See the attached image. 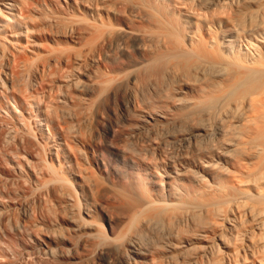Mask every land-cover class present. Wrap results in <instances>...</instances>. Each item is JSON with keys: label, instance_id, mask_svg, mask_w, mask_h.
Masks as SVG:
<instances>
[{"label": "bare ground", "instance_id": "1", "mask_svg": "<svg viewBox=\"0 0 264 264\" xmlns=\"http://www.w3.org/2000/svg\"><path fill=\"white\" fill-rule=\"evenodd\" d=\"M0 187V264H264V0H0Z\"/></svg>", "mask_w": 264, "mask_h": 264}, {"label": "rangeland", "instance_id": "2", "mask_svg": "<svg viewBox=\"0 0 264 264\" xmlns=\"http://www.w3.org/2000/svg\"><path fill=\"white\" fill-rule=\"evenodd\" d=\"M12 188L14 189L15 186H13ZM2 189L5 190L4 187H0V190H2ZM4 199H7V197H5ZM9 203H11V202H9ZM46 210H48V206H46V208L44 207V210L42 209L43 213H46ZM15 211H16V210H15ZM36 211H37V210H35V213H36ZM13 213H16V212L13 211L12 214H13ZM43 213H42V215H43ZM47 213H48V215L50 214L49 211H48ZM47 213H46V214H47ZM46 214H45V215H46ZM35 215L39 217V216L41 215V211H40V212L37 211V213H36ZM14 216H15V214H14ZM37 219H39V218H37ZM158 225H159V226H162L161 224H158ZM156 228L158 229V227H156ZM162 228H163V227H162ZM162 228H159V230L162 231ZM37 229H38V228H37ZM157 229H155L154 231H152V232H154L153 235H152V232H151V234H150L151 237H152V236L155 237V235H156L155 232L157 233L156 237H157V236L160 237V238L157 237L158 239H161L162 237L164 238V235H167L166 231H165V233H164V231H163V232H160V231L157 230ZM39 230H41V229L39 228ZM157 231H158V232H157ZM158 233H160V234L162 233V235H158ZM256 235H257V236H254V237H255V238H258V239H257V240H258L257 242L260 244V241H261L260 238H259L260 236H259L258 233H257ZM153 237H152V238H153ZM156 237H155V238H156ZM240 237H241V236H240ZM155 238H153V240H154ZM163 238H162V239H163ZM241 238H242V237H241ZM164 239H165V238H164ZM150 240H151V239H149V241H150ZM153 240H151V241H153ZM242 240H243V239H241V241H242ZM138 241L141 242L142 239H140V240H138ZM146 241H147V240H146ZM146 241H145V242H146ZM151 241H150V243L148 244V247H149V248H151V245H152V246L154 245V244H151ZM163 241H167V240L165 239V240H163ZM245 241H246V239H244L243 244L247 243V241H246V242H245ZM6 242L9 244L8 247H7V245L5 244ZM6 242H4V243L1 242V243H0V250H1V248L4 249L5 246L8 248V249H6V250H9V248H10L11 250H12V249H13V250L15 249V244H14V243H13V244H14V248H12L13 245H12L11 241L9 242V241L7 240ZM145 242H144V243H145ZM150 244H151V245H150ZM6 247H5V248H6ZM17 248H18V247L16 246V250H17ZM152 248H153V247H152ZM34 250H38V249L35 248ZM260 250H261V249H260ZM186 251H187V252H186ZM186 251H184V253L181 252L182 254H181L180 252L177 253V256H178V257H177V258H173V262H171V263H174V264L177 263V264H178V261H179V264H180V263L183 264L182 262H184V263L187 262V263H188V261H189L188 264H192V263L194 264L195 262H196L195 264H203V262H202L201 260H203V259H205V258H201V255H200V254L195 253V252H197V251H195V250H194V251L192 250L193 252H192L191 250H186ZM184 254H185V255H184ZM186 254H187V255H186ZM197 255H198L199 259L197 258ZM90 256H91V255H90ZM90 256H89L88 258L86 257L87 259H85V263H84V264H99V261H98V259H97L95 256L92 255V256H93L92 258H90ZM185 257H186V259H185ZM190 257H191V258H190ZM195 257H196V258H195ZM189 258H190V259H189ZM200 258H201V259H200ZM193 259H194V260H193ZM184 260H186V262H185ZM191 260H192V262H191ZM175 261H177V262H175ZM193 261H195V262H193ZM190 262H191V263H190ZM199 262H200V263H199ZM23 264H24V263H23Z\"/></svg>", "mask_w": 264, "mask_h": 264}]
</instances>
